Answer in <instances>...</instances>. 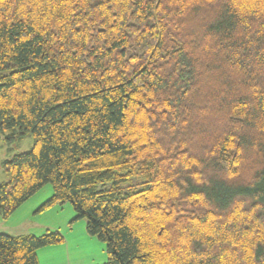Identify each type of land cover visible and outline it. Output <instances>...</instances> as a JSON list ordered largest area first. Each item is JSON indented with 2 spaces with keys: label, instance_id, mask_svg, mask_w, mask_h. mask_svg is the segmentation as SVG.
Segmentation results:
<instances>
[{
  "label": "trees",
  "instance_id": "1",
  "mask_svg": "<svg viewBox=\"0 0 264 264\" xmlns=\"http://www.w3.org/2000/svg\"><path fill=\"white\" fill-rule=\"evenodd\" d=\"M7 132L2 218L50 184L103 264H264V0H0Z\"/></svg>",
  "mask_w": 264,
  "mask_h": 264
},
{
  "label": "rangeland",
  "instance_id": "2",
  "mask_svg": "<svg viewBox=\"0 0 264 264\" xmlns=\"http://www.w3.org/2000/svg\"><path fill=\"white\" fill-rule=\"evenodd\" d=\"M7 133H0V183L9 179L2 163L14 154L31 149L30 134L11 140ZM52 195L50 184L44 185L20 205L6 219L0 216V234L12 236H40L45 232H58L63 242L42 247L36 251L39 264H103L107 261L106 245L96 236L86 232L84 219H76L70 203L54 205L37 212L38 207Z\"/></svg>",
  "mask_w": 264,
  "mask_h": 264
}]
</instances>
